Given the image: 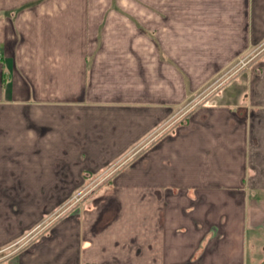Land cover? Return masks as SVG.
I'll return each mask as SVG.
<instances>
[{
    "label": "crops",
    "instance_id": "1",
    "mask_svg": "<svg viewBox=\"0 0 264 264\" xmlns=\"http://www.w3.org/2000/svg\"><path fill=\"white\" fill-rule=\"evenodd\" d=\"M21 240L14 264H264V0H0V251Z\"/></svg>",
    "mask_w": 264,
    "mask_h": 264
},
{
    "label": "rangeland",
    "instance_id": "2",
    "mask_svg": "<svg viewBox=\"0 0 264 264\" xmlns=\"http://www.w3.org/2000/svg\"><path fill=\"white\" fill-rule=\"evenodd\" d=\"M167 5H170V4H167ZM173 6H175V3L173 4ZM253 54L251 53L249 55L244 56V58L241 60V61L247 60L244 64L242 62L235 61L234 64L237 66V69L234 72V70H233L234 66L231 68L233 70V74H235L240 69L241 65L242 66L249 65V63H251L250 58H253V56H254ZM226 77H227V75H226ZM227 81H228V78H225V73H224L222 75V77L217 79L215 82H213V84L211 86H209V88H207L205 92L210 91V90L214 91L216 89H219L220 87H223V85H225ZM232 86L233 85H231L229 88H231ZM205 92H204V94H205ZM201 100H203V98H200L198 100V102H200ZM197 103H195V104H197ZM191 104H192V101H190V103L188 105L191 106ZM181 116L182 115H180V117ZM126 160H127V158H126ZM116 165H117L116 163L113 164L111 167L107 168V170H105L103 173L111 172ZM101 182H102L101 178L97 177V178L93 179L87 187H85V188L81 189L79 192H77V194L68 195V196L67 195L66 196H57V198H56V211L51 212L48 217L46 216L44 222L41 223L42 225L38 226L35 229H38V232L39 231L42 232V231L47 229V226L49 224L50 226H53L54 231H55V235H56V225L61 220H63L66 216H70V214L74 213V212H71V210L79 207V204L81 206L83 203H85L87 201V198L89 200V198H91V196L93 194L92 192L97 188V186H99V184ZM53 228H51V230H53ZM30 233L25 236L27 239L25 238V239H23V241H26V240H28L34 236V234L30 235ZM51 235H52V233H51ZM23 241L21 240L18 244L15 243L12 246H10L9 248H6L3 251H0V264H14V262H11V261H13V257H11V256L13 254H15L14 252H16L18 250V248L21 244H23Z\"/></svg>",
    "mask_w": 264,
    "mask_h": 264
}]
</instances>
